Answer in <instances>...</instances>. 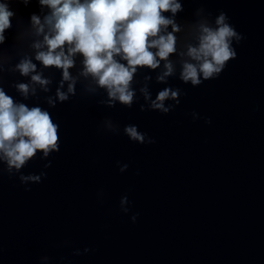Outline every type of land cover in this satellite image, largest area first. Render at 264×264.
<instances>
[{"label":"water","instance_id":"95a60500","mask_svg":"<svg viewBox=\"0 0 264 264\" xmlns=\"http://www.w3.org/2000/svg\"><path fill=\"white\" fill-rule=\"evenodd\" d=\"M8 3L15 16L0 43V87L50 112L60 148L38 152L19 172L0 161V264H264V0H182L175 71L160 82L163 61L139 67L130 107L107 103L80 74L78 54L69 69L75 92L59 101L61 70L41 65L31 47L40 37L29 17L48 9L38 0ZM221 11L244 38L218 78L191 86L179 79L180 53ZM25 57L49 80L47 91L15 70ZM18 83L35 92L21 95ZM165 87L180 89L179 104L165 101L167 113L150 107ZM126 125L144 142L131 140ZM21 172L46 175L22 183Z\"/></svg>","mask_w":264,"mask_h":264},{"label":"clouds","instance_id":"9594fccd","mask_svg":"<svg viewBox=\"0 0 264 264\" xmlns=\"http://www.w3.org/2000/svg\"><path fill=\"white\" fill-rule=\"evenodd\" d=\"M28 2L23 0L25 5ZM38 2L48 12L43 17L35 13L29 17L34 35L40 37L31 47L35 50L34 59L41 65L61 70V87L66 81L67 91L57 89L59 101H66L68 95L75 92L76 79L69 69L74 66L77 54L82 64L80 74L105 90L109 105L120 102L131 106L135 94L131 82L139 67L156 69L163 61L162 71L156 77L160 82L174 73L175 65L169 57L176 52V33L180 26L175 15L182 10V0ZM14 16L8 0H0V43L4 42L5 31L11 27ZM243 38L223 11L215 17L214 23L202 20L198 24L197 43L180 53L187 59L181 60L179 79L191 86H199L218 78L227 63L236 58L234 42L239 43ZM36 67L32 59L25 57L15 65V70L22 76L31 74V82L47 91L45 86L49 80L35 72ZM15 87L25 97L30 90L35 92L28 83H18ZM141 91L146 99L151 96L146 88ZM179 96V88L165 87L151 99L150 107L167 113L172 106L166 105L165 101L172 99L179 104ZM48 103L54 104L51 97ZM58 128L47 109L16 102L0 87V161L6 164L9 173L19 172L38 152L47 157L59 151ZM124 132L131 140L144 142L146 134L138 131L136 125H126ZM43 175L46 173L21 172L19 179L22 183H39ZM127 202V196L121 198L122 206ZM122 210L128 211L126 207ZM137 215L133 214L131 219L135 221ZM84 251L89 249L86 247Z\"/></svg>","mask_w":264,"mask_h":264}]
</instances>
